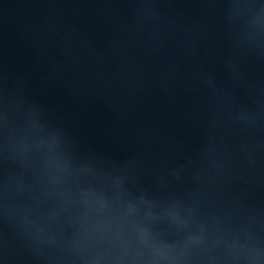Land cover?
Listing matches in <instances>:
<instances>
[{"label":"water","instance_id":"obj_1","mask_svg":"<svg viewBox=\"0 0 264 264\" xmlns=\"http://www.w3.org/2000/svg\"><path fill=\"white\" fill-rule=\"evenodd\" d=\"M98 264H264V0H82Z\"/></svg>","mask_w":264,"mask_h":264}]
</instances>
